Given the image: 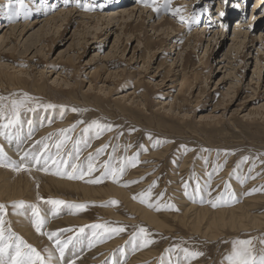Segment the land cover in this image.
Here are the masks:
<instances>
[{
    "label": "rangeland",
    "instance_id": "1",
    "mask_svg": "<svg viewBox=\"0 0 264 264\" xmlns=\"http://www.w3.org/2000/svg\"><path fill=\"white\" fill-rule=\"evenodd\" d=\"M60 1L0 0V148L5 162L30 168L0 167L5 236L51 253L52 264H233L238 241L264 253V0H155L159 10L148 14L149 3L142 17L136 0ZM128 2L134 15L111 30L78 12L107 16ZM65 20L56 37L51 28ZM48 157L56 163L45 173ZM89 157L84 179L53 174L87 173ZM238 207L244 228L230 221ZM219 214L228 222L214 226ZM57 238H71L63 257Z\"/></svg>",
    "mask_w": 264,
    "mask_h": 264
},
{
    "label": "snow or ice",
    "instance_id": "2",
    "mask_svg": "<svg viewBox=\"0 0 264 264\" xmlns=\"http://www.w3.org/2000/svg\"><path fill=\"white\" fill-rule=\"evenodd\" d=\"M9 2L11 3V0H9ZM142 3H145V5L147 6L149 3H151L154 7V11H158L159 9L157 7H155V0H141ZM17 3L23 7V0H17ZM170 3V0H166V5ZM180 9H175L173 14L179 13ZM32 98L25 96V99L23 100H19V101H14L13 105H12V111H13V116L14 119L9 120V123H16L18 122L19 119V114H20V109L24 108L26 103L30 102ZM45 107L47 108H53L55 107L52 104H48ZM32 110V109H29ZM73 111H76V109H73ZM0 115H2V113H0ZM95 127L97 128H101V125L97 122H94ZM91 126V125H90ZM38 143H43V141H40ZM62 143V142H61ZM61 145L57 144L56 147L59 148ZM46 147V145H45ZM25 156H29L31 155V159L32 161L36 164V165H40L41 164V156L40 155H36V154H29V153H25ZM23 159V157H22ZM91 157H89V166L87 169V173H85L83 171V169H78V167L76 165H72V172L71 173H66V172H60L59 169H57V171L53 174L55 175H59L61 177H67L68 179H84L85 174L87 175H91V173L94 171V168L92 167L91 164ZM247 159V158H245ZM49 161H51L53 164L56 163L55 160H53L51 157L45 158L43 160V167L40 170H43L45 173L49 172V168L47 167L49 164ZM135 166V165H133ZM0 167H9L11 168L13 171L19 172L21 170H30L28 165H17L15 162H5V159L3 157V149L0 148ZM124 171L123 168L118 169V170H112L111 171V175L113 180L115 181L118 178V174H122ZM109 171L106 170L105 175H108ZM88 183H100L99 180H89L87 181ZM144 200H141V203H143ZM46 203L48 204H52L55 206H60V205H64L65 202L63 200H48L46 201ZM110 204H116V201H110ZM151 206V205H150ZM213 207H216V204L213 203L212 204ZM4 205L0 204V212L3 211L4 209ZM13 207H23V204H19V205H13ZM67 207L69 208H76V209H85L87 207V205L85 204H70L67 205ZM158 207V206H157ZM33 216L35 217V219L32 221L33 226L35 227V230L37 231V233L40 234H44L42 233V228L46 225L47 221L45 219H42L40 217L39 211L38 210H34L33 211ZM4 224V221L2 218H0V264H6L3 255L4 252L6 250V248H12L14 255L12 253H9V260L7 262V264H52V254L49 253L47 259H45L41 253L31 247L30 245H27L22 239H20L18 236H15L14 233H9L7 235V237L5 236V230L2 227V225ZM92 227L94 228H99V227H103L102 225H93ZM107 231H111V232H121L124 229L123 228H111V229H106ZM82 231V230H81ZM141 233L145 232L144 228L140 229ZM48 238L51 240L53 237L57 236L56 232H49L47 233ZM9 241H12V243H9ZM55 243L58 245V251L60 252V256L63 257L64 255V249L68 246L69 243H71V238H69L68 240H65L63 242H61L58 238L56 239ZM147 243V241H146ZM251 241H238L237 244L240 245V247L237 248L235 254H234V258H233V264H264V253H260L257 255H253V250L248 247V245H251ZM187 252V250H185ZM187 254L189 256H199L202 255V253L199 252H187Z\"/></svg>",
    "mask_w": 264,
    "mask_h": 264
},
{
    "label": "bare ground",
    "instance_id": "3",
    "mask_svg": "<svg viewBox=\"0 0 264 264\" xmlns=\"http://www.w3.org/2000/svg\"><path fill=\"white\" fill-rule=\"evenodd\" d=\"M60 1V0H59ZM66 1H68V0H66ZM115 2L114 3H119L118 1H116V0H114ZM246 1H249V0H246ZM258 3L260 2V1H262V0H256ZM61 2V1H60ZM107 2V1H106ZM110 2V1H109ZM135 2H138L136 5V7H137V11H135L136 13L139 11V17H142V15L144 14V12H146L147 11V7H149V5H145V3H142L141 2V0L139 1V0H136ZM244 2V1H243ZM254 2V1H253ZM42 3L44 4V3H49V0H42ZM65 3V2H64ZM129 3V2H128ZM63 4V3H62ZM67 4V3H66ZM87 4H90V3H87ZM123 4V3H122ZM220 4V3H219ZM120 5V4H119ZM221 5V4H220ZM48 6V5H47ZM67 6V5H66ZM223 6V5H222ZM92 7V6H91ZM97 7V6H96ZM70 8V7H69ZM100 8V7H99ZM23 9V8H22ZM50 9V7H44V8H42V11H47V10H49ZM62 9H64V8H62ZM82 9V8H81ZM92 9V8H91ZM136 9V8H135ZM67 10V9H66ZM88 10H90V9H87V8H85L84 7V9H82L81 11H78L79 12V15H82V17H83V19H97V21L98 22H101V21H106V25H107V28L106 29H109V30H111V29H113L115 26L113 25V23L115 22L116 24H119L121 21H124V19L128 16V15H134V7H133V5L132 4H128V5H123V6H120V7H116L115 9H112V11H113V13H111V14H108L107 16L106 15H101L100 13V9H96L94 12H96V14L93 12V10H90V11H88ZM144 10V11H143ZM223 10V9H222ZM25 11V10H24ZM219 11V10H218ZM27 12V11H26ZM74 12V10L72 9H70V10H68V11H64V10H61V11H59V13H57V16L56 17H54V15L53 16H43L44 18L42 19V20H40V22H38V23H42V22H45V23H47V24H51L52 22H54V21H56L57 19H58V17H62L63 15V13H64V15H71L72 13ZM153 12H154V10H153V8L152 7H150V9H149V11H148V14L150 13V15H152L153 14ZM77 13V12H76ZM135 13V14H136ZM61 15V16H60ZM74 15V14H73ZM252 15H253V12H252ZM251 15V16H252ZM9 18H16V16L15 17H13V16H8ZM35 23H37V22H35ZM63 23H66V20L63 22ZM221 23V22H220ZM243 22H241V24H242ZM121 24V23H120ZM64 26H67V23L65 24V25H59L58 27H54L53 26V28H51V31H53L52 29H54V31L56 32V37H60V35L62 34V32H63V29L62 28H64ZM119 26V25H118ZM127 26H129L128 24H123L122 25V30L123 31H125V30H127L128 28H127ZM241 25L239 24V27H240ZM241 29V28H240ZM236 31H238V28H236ZM205 32V31H204ZM264 33V32H263ZM258 69H260L259 67H258ZM63 127V126H62ZM50 129V128H49ZM3 141V140H2ZM8 146V145H7ZM67 147V146H66ZM10 153V152H9ZM180 178V177H179ZM103 188V187H102ZM83 191H84V193H85V195H92V194H97V193H101V191H98V190H96V191H94V190H88V189H83ZM110 191H112V190H110ZM120 192H118V190H115L114 191V194H119ZM105 194V193H104ZM242 212H246V209H243L242 207H238V208H236V209H234L233 210V214H232V218L230 219V221H232V224H234V225H236V224H238V222L236 221V219L237 220H239L240 221V223H241V227L242 228H244V227H246L245 225H244V221H243V219L245 218L244 217V214H242ZM247 214V213H246ZM150 218H151V221L152 222H154L155 223V218L153 217V216H150ZM228 221L226 220V218L223 216V215H221V214H219V217L214 221V226H218V225H225L226 223H227ZM258 223V222H257ZM156 224H158L157 222H156ZM205 224V223H204ZM105 258V257H104Z\"/></svg>",
    "mask_w": 264,
    "mask_h": 264
}]
</instances>
